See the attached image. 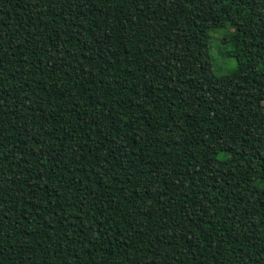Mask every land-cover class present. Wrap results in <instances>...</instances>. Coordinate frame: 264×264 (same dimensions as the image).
<instances>
[{"label": "trees", "instance_id": "16d2710c", "mask_svg": "<svg viewBox=\"0 0 264 264\" xmlns=\"http://www.w3.org/2000/svg\"><path fill=\"white\" fill-rule=\"evenodd\" d=\"M0 264H264V0H0Z\"/></svg>", "mask_w": 264, "mask_h": 264}, {"label": "rangeland", "instance_id": "374dc122", "mask_svg": "<svg viewBox=\"0 0 264 264\" xmlns=\"http://www.w3.org/2000/svg\"><path fill=\"white\" fill-rule=\"evenodd\" d=\"M226 31V28H220L210 32V54L213 72L216 75L231 71L236 66L234 57H223V53L229 50V45L222 42L223 36Z\"/></svg>", "mask_w": 264, "mask_h": 264}]
</instances>
